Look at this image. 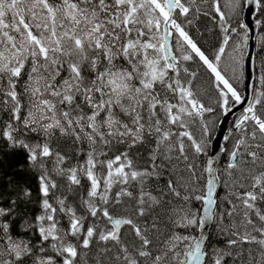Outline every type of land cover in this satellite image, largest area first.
Instances as JSON below:
<instances>
[{"label": "snow or ice", "instance_id": "snow-or-ice-1", "mask_svg": "<svg viewBox=\"0 0 264 264\" xmlns=\"http://www.w3.org/2000/svg\"><path fill=\"white\" fill-rule=\"evenodd\" d=\"M0 264H264V0H0Z\"/></svg>", "mask_w": 264, "mask_h": 264}, {"label": "water", "instance_id": "water-1", "mask_svg": "<svg viewBox=\"0 0 264 264\" xmlns=\"http://www.w3.org/2000/svg\"><path fill=\"white\" fill-rule=\"evenodd\" d=\"M252 11H254V8L252 9ZM244 21L246 23H248L250 25V27L254 24V17L253 15H251V12L246 10L244 12ZM256 34H257V28H253V32L250 33V40H249V48L246 49V51L248 52H252L254 54L255 52V37H256ZM247 59V58H246ZM255 61L253 62V65H252V68H251V76L253 77L252 81H249L247 78L244 79V88L246 85H248L249 83H253L254 81V78H255ZM249 74V70H248V67H247V64L245 66V76L247 77ZM241 111V109L239 107H237L236 109L233 110L232 113H229L226 117L225 116H222L221 120L219 121V124H218V131L216 133V137L214 139V141L218 144H220V142L222 141V135H221V130H223V132L225 133L226 129L228 128L232 118L234 116H236L239 112ZM222 156V154L217 158V162L218 160L220 159V157ZM210 227H207L206 228V231H210Z\"/></svg>", "mask_w": 264, "mask_h": 264}, {"label": "trees", "instance_id": "trees-1", "mask_svg": "<svg viewBox=\"0 0 264 264\" xmlns=\"http://www.w3.org/2000/svg\"><path fill=\"white\" fill-rule=\"evenodd\" d=\"M257 18V17H256ZM207 27L208 28H211L212 27V25L211 24H207ZM202 31H204V28L202 27V29H201ZM258 31H259V34H258V37H257V42H256V50H255V53L258 51V47H259V37H260V35H261V30L260 29H258ZM213 39V36H212V34L211 33H208V32H205V35H204V42H205V46H207V42L208 41H210V40H212ZM260 64H261V59L260 58H257V59H255V73H256V76H255V78L256 77H258L259 76V74H260V72H261V68H260ZM205 80H206V77L204 78ZM254 83H256L257 85H258V80H254ZM241 88H242V85H241ZM243 90V89H242ZM207 101H210L211 102V100H212V98H205ZM211 99V100H210ZM220 113L219 112H217L215 115H207L206 114V118L207 119H212V120H215V127H214V131H213V136H214V133H215V130H216V125H217V122H218V119H219V117H220ZM227 134V133H226ZM223 145H224V142H223ZM228 148H231V144H228V145H226ZM226 160H227V157L226 156H224V154H223V156H222V158L220 159V163H219V165L220 166H222L225 162H226ZM211 232L213 233V241H215L216 240V236H215V229L213 228V229H211ZM194 235L195 234H197V233H193ZM220 239H222V237L220 238Z\"/></svg>", "mask_w": 264, "mask_h": 264}, {"label": "rangeland", "instance_id": "rangeland-1", "mask_svg": "<svg viewBox=\"0 0 264 264\" xmlns=\"http://www.w3.org/2000/svg\"><path fill=\"white\" fill-rule=\"evenodd\" d=\"M206 98H207V97H206ZM208 98H212V100L210 99V100H211V102L206 100V101H207V103H209V104H212L215 98H214V97H212V96H210V97H208Z\"/></svg>", "mask_w": 264, "mask_h": 264}, {"label": "bare ground", "instance_id": "bare-ground-1", "mask_svg": "<svg viewBox=\"0 0 264 264\" xmlns=\"http://www.w3.org/2000/svg\"><path fill=\"white\" fill-rule=\"evenodd\" d=\"M220 145H223V142L221 141L220 142ZM222 158V156L220 157V159ZM220 159L218 160V164L220 163ZM211 229H213L212 227H210V231H211Z\"/></svg>", "mask_w": 264, "mask_h": 264}]
</instances>
